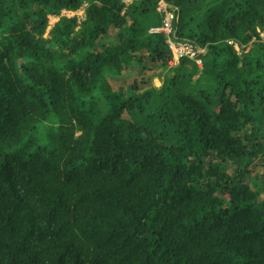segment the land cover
<instances>
[{
	"label": "trees",
	"instance_id": "obj_1",
	"mask_svg": "<svg viewBox=\"0 0 264 264\" xmlns=\"http://www.w3.org/2000/svg\"><path fill=\"white\" fill-rule=\"evenodd\" d=\"M165 1L202 67L160 0H0V264H264V0Z\"/></svg>",
	"mask_w": 264,
	"mask_h": 264
},
{
	"label": "built area",
	"instance_id": "obj_2",
	"mask_svg": "<svg viewBox=\"0 0 264 264\" xmlns=\"http://www.w3.org/2000/svg\"><path fill=\"white\" fill-rule=\"evenodd\" d=\"M134 1L136 0H124L128 6ZM158 11L163 15L162 25L159 28L152 29V32L163 33L165 35L166 43L173 56L169 63L170 67L173 68L179 66L185 59L196 63L199 67H202L204 56L207 53V48L198 47L193 41L180 39L177 36V29L175 25V22L177 21L176 8L170 6L165 0H160ZM63 15L67 17H71L72 15L74 17L77 16L79 20L82 21L85 18V11L84 9L76 12L64 11ZM261 37L264 40L263 33L261 34ZM230 43L233 44V42ZM236 48L238 49L237 46Z\"/></svg>",
	"mask_w": 264,
	"mask_h": 264
},
{
	"label": "rangeland",
	"instance_id": "obj_3",
	"mask_svg": "<svg viewBox=\"0 0 264 264\" xmlns=\"http://www.w3.org/2000/svg\"><path fill=\"white\" fill-rule=\"evenodd\" d=\"M71 17H74V16L72 15ZM58 21H59V18H57V17H54V18H51V19H50V25H51V26H50V28H49V31L52 29V27H53V26L55 25V23H57ZM262 33L264 34V32H262ZM262 33H261V34H262ZM46 36H48V34H47ZM167 73H168L167 70L160 71L159 76H157V77H155V78L152 79V82H153L155 88L159 89V87H160V88L162 87L163 82H164V80H165V78H166V76H167Z\"/></svg>",
	"mask_w": 264,
	"mask_h": 264
},
{
	"label": "crops",
	"instance_id": "obj_4",
	"mask_svg": "<svg viewBox=\"0 0 264 264\" xmlns=\"http://www.w3.org/2000/svg\"><path fill=\"white\" fill-rule=\"evenodd\" d=\"M160 88V87H159Z\"/></svg>",
	"mask_w": 264,
	"mask_h": 264
}]
</instances>
